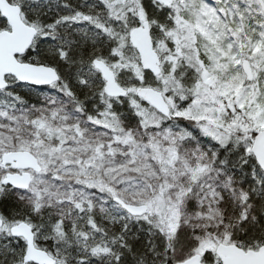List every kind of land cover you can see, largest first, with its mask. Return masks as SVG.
<instances>
[{
	"label": "snow or ice",
	"instance_id": "obj_1",
	"mask_svg": "<svg viewBox=\"0 0 264 264\" xmlns=\"http://www.w3.org/2000/svg\"><path fill=\"white\" fill-rule=\"evenodd\" d=\"M0 264H264V0H0Z\"/></svg>",
	"mask_w": 264,
	"mask_h": 264
}]
</instances>
